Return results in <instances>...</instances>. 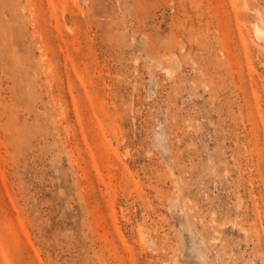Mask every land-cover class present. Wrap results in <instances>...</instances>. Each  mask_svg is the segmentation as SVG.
Masks as SVG:
<instances>
[{"label":"rangeland","instance_id":"1","mask_svg":"<svg viewBox=\"0 0 264 264\" xmlns=\"http://www.w3.org/2000/svg\"><path fill=\"white\" fill-rule=\"evenodd\" d=\"M256 23L264 0H0V264H264Z\"/></svg>","mask_w":264,"mask_h":264},{"label":"bare ground","instance_id":"2","mask_svg":"<svg viewBox=\"0 0 264 264\" xmlns=\"http://www.w3.org/2000/svg\"><path fill=\"white\" fill-rule=\"evenodd\" d=\"M254 30H255V33H256V36L258 37V38H260V39H263L264 38V27L261 25V24H259V23H256L255 24V26H254ZM178 44H180V41H178ZM182 45H183V43H182ZM184 46V45H183ZM185 47V46H184ZM187 50L188 49H190L189 47L188 48H186ZM185 49V50H186ZM180 50H181V47H180ZM185 50H184V52H185ZM189 55H190V50H189ZM192 56V55H191ZM193 58H195V56L193 55ZM196 59V58H195ZM197 60V59H196Z\"/></svg>","mask_w":264,"mask_h":264}]
</instances>
